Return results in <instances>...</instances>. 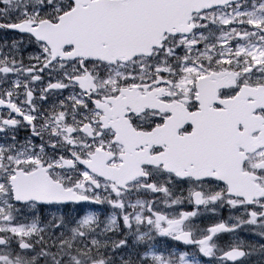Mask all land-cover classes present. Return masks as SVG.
Wrapping results in <instances>:
<instances>
[{"label":"snow or ice","instance_id":"1","mask_svg":"<svg viewBox=\"0 0 264 264\" xmlns=\"http://www.w3.org/2000/svg\"><path fill=\"white\" fill-rule=\"evenodd\" d=\"M0 264H264V0H0Z\"/></svg>","mask_w":264,"mask_h":264}]
</instances>
